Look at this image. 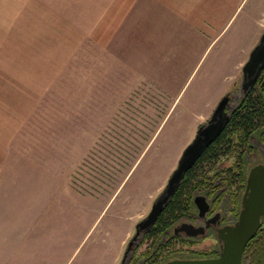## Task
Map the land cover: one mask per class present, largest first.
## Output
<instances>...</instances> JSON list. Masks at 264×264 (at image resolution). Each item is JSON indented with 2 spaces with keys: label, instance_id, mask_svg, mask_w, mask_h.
<instances>
[{
  "label": "rangeland",
  "instance_id": "374dc122",
  "mask_svg": "<svg viewBox=\"0 0 264 264\" xmlns=\"http://www.w3.org/2000/svg\"><path fill=\"white\" fill-rule=\"evenodd\" d=\"M261 2L249 26L263 33ZM132 70L83 48L23 128L0 170V264H122L199 128L241 93L242 73L222 93L224 78L213 86L202 72L161 90ZM258 149L247 177L264 165Z\"/></svg>",
  "mask_w": 264,
  "mask_h": 264
},
{
  "label": "crops",
  "instance_id": "0c3cea01",
  "mask_svg": "<svg viewBox=\"0 0 264 264\" xmlns=\"http://www.w3.org/2000/svg\"><path fill=\"white\" fill-rule=\"evenodd\" d=\"M261 3L0 0V170L23 128L83 48L128 65L157 89L178 88L202 72L203 81L213 86L224 78L223 93L233 87L262 35L249 26Z\"/></svg>",
  "mask_w": 264,
  "mask_h": 264
},
{
  "label": "water",
  "instance_id": "95a60500",
  "mask_svg": "<svg viewBox=\"0 0 264 264\" xmlns=\"http://www.w3.org/2000/svg\"><path fill=\"white\" fill-rule=\"evenodd\" d=\"M263 71L264 32L242 69L241 94L246 95L254 88ZM230 105L231 96L228 94L221 99L207 124L199 128L194 140L184 150L165 190L154 202L148 216L136 225V234L128 244L122 264H126L127 260L132 257V250L137 245L139 236L149 231L156 224L166 205L182 184L187 172L194 167L206 150L221 136L232 117V112H229ZM195 202L202 214L209 212L210 205L204 197H197ZM263 218L264 165L257 166L249 173L237 222L233 226L224 227L218 231V237L221 241L219 256L199 261L174 260L166 264H243L245 249L259 231ZM184 227L188 228L192 235H198L203 232L202 229L193 225L184 224Z\"/></svg>",
  "mask_w": 264,
  "mask_h": 264
},
{
  "label": "trees",
  "instance_id": "16d2710c",
  "mask_svg": "<svg viewBox=\"0 0 264 264\" xmlns=\"http://www.w3.org/2000/svg\"><path fill=\"white\" fill-rule=\"evenodd\" d=\"M238 97L229 124L187 173L163 213L157 230L173 227L192 209L194 193L198 189L214 187L219 182L221 184L216 188L226 189L224 194L228 196L235 217L239 218L248 178L247 164L250 163V156L257 152L258 144H264V71L254 88L246 95L240 93ZM226 161H232L234 165L223 168L221 162ZM208 166L212 167L211 171L205 170ZM234 184L236 192L231 191ZM140 258L134 257L130 264H137ZM243 264H264V218L256 236L245 249Z\"/></svg>",
  "mask_w": 264,
  "mask_h": 264
},
{
  "label": "flooded vegetation",
  "instance_id": "af4514ba",
  "mask_svg": "<svg viewBox=\"0 0 264 264\" xmlns=\"http://www.w3.org/2000/svg\"><path fill=\"white\" fill-rule=\"evenodd\" d=\"M237 91L238 88L234 92H231L233 95H230L231 105L229 112L234 111L235 105H233V103L239 98L236 94ZM257 153H261L259 149ZM227 164L228 161L221 163V166L224 168ZM233 165L234 163H232L230 167ZM220 184L219 182L214 187L198 189L194 193L192 209H190L178 223L173 225V227H168L166 229L159 228V230H157V225L169 205L168 203L156 224L149 231L139 236L137 245L134 250H132V257L127 260L126 264H130L134 257L138 258L139 256L141 258L138 260L137 264H166L174 260L199 261L218 257L221 252V241L218 237V231L221 228L233 226L238 220L230 207L228 196L226 193L224 194L226 189L216 188ZM199 196L204 197L210 205L209 212L205 214L201 213L195 202L196 198ZM222 196L224 197L222 198ZM184 224L193 225L196 228L202 229L203 232L198 235H192L190 234L191 231L184 227ZM153 229H155V231H152ZM147 241H150L148 249L138 255V248Z\"/></svg>",
  "mask_w": 264,
  "mask_h": 264
}]
</instances>
